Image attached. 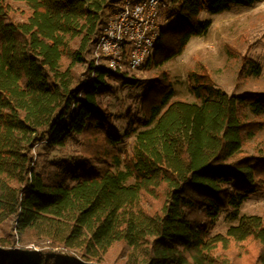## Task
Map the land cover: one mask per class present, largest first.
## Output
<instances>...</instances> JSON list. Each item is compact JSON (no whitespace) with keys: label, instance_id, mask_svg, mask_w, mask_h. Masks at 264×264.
<instances>
[{"label":"trees","instance_id":"1","mask_svg":"<svg viewBox=\"0 0 264 264\" xmlns=\"http://www.w3.org/2000/svg\"><path fill=\"white\" fill-rule=\"evenodd\" d=\"M118 1L0 0V264H264V216L239 215L264 193V153L247 149L264 127V91L228 94L201 65L185 101L164 70L98 67ZM168 1L146 69L205 35L204 13L263 0ZM118 84L144 88L139 115L128 104L115 117ZM226 213L238 223L215 232ZM46 241L56 249L14 247Z\"/></svg>","mask_w":264,"mask_h":264},{"label":"rangeland","instance_id":"2","mask_svg":"<svg viewBox=\"0 0 264 264\" xmlns=\"http://www.w3.org/2000/svg\"><path fill=\"white\" fill-rule=\"evenodd\" d=\"M168 11L169 8L161 11L160 29L164 26L163 20L168 15ZM202 17L211 21L208 31L205 35L192 38L181 55L170 59L159 67L146 69L142 66L127 72L126 75L151 79L157 72L164 70L174 88L173 98L185 101L195 100L188 89V74L193 70H199L201 65L209 68L211 78L216 86L228 94L264 91V0L251 5H231L224 12L219 14L204 13ZM257 39H260L259 44L251 47ZM228 46L232 47L236 55L237 53L240 55L236 57L235 53L229 54ZM243 54L259 63L260 72L258 75H252L251 72L242 70L239 56ZM117 87L120 100H116V97L107 98L108 106L115 117L125 112L128 104H131L132 113L139 115L137 99L134 96L142 93L144 88L136 87L132 93L129 89L122 88L120 84ZM121 121L123 120L116 121L117 126L125 125V121ZM129 143L130 140L127 139L125 147ZM247 149L252 154L264 153V127L249 141ZM241 214L264 216V193L247 199L239 210V215ZM237 223L238 220L232 219L228 213L222 214L215 232H224L230 225ZM33 243L24 247L16 243L14 247L26 248ZM44 243L35 244L44 245ZM47 246L41 251L56 249L49 243Z\"/></svg>","mask_w":264,"mask_h":264},{"label":"built area","instance_id":"3","mask_svg":"<svg viewBox=\"0 0 264 264\" xmlns=\"http://www.w3.org/2000/svg\"><path fill=\"white\" fill-rule=\"evenodd\" d=\"M167 8L168 4L162 0H119L110 11L95 45V65L114 73L124 72L127 67L133 70L141 67L154 54L161 30V11ZM47 244L33 243L26 248H15L32 254L46 249Z\"/></svg>","mask_w":264,"mask_h":264}]
</instances>
